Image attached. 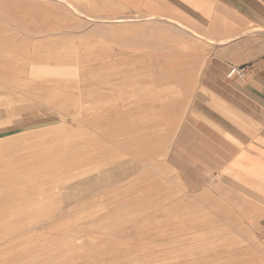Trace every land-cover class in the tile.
<instances>
[{"label":"crops","instance_id":"1","mask_svg":"<svg viewBox=\"0 0 264 264\" xmlns=\"http://www.w3.org/2000/svg\"><path fill=\"white\" fill-rule=\"evenodd\" d=\"M69 83L108 163L128 158L107 177L138 164L146 175L121 182L144 179V204L179 206L158 219L188 220L189 237L211 221L224 264H264V0H0V109L37 108L36 94ZM21 134L0 132V145Z\"/></svg>","mask_w":264,"mask_h":264},{"label":"rangeland","instance_id":"2","mask_svg":"<svg viewBox=\"0 0 264 264\" xmlns=\"http://www.w3.org/2000/svg\"><path fill=\"white\" fill-rule=\"evenodd\" d=\"M68 85L51 100L36 94L37 108L0 109V132L22 133L0 145V264H224L222 237L205 235L211 221H192L196 235L189 237L188 220L157 218L172 217L178 205L162 203V196L144 204V179L121 182L146 175L136 172L138 164L123 178L107 177L128 158L108 163L114 156L98 150L109 144L99 140L95 115L77 107L76 85ZM160 175L172 184V173ZM173 226L181 240L177 253L164 250L172 244L162 235Z\"/></svg>","mask_w":264,"mask_h":264},{"label":"built area","instance_id":"3","mask_svg":"<svg viewBox=\"0 0 264 264\" xmlns=\"http://www.w3.org/2000/svg\"><path fill=\"white\" fill-rule=\"evenodd\" d=\"M247 75V68H233L230 73L228 74L229 79H245Z\"/></svg>","mask_w":264,"mask_h":264}]
</instances>
